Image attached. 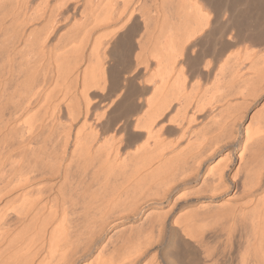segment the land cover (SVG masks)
I'll use <instances>...</instances> for the list:
<instances>
[{
    "label": "bare ground",
    "instance_id": "1",
    "mask_svg": "<svg viewBox=\"0 0 264 264\" xmlns=\"http://www.w3.org/2000/svg\"><path fill=\"white\" fill-rule=\"evenodd\" d=\"M253 1L0 0V264H264Z\"/></svg>",
    "mask_w": 264,
    "mask_h": 264
},
{
    "label": "snow or ice",
    "instance_id": "2",
    "mask_svg": "<svg viewBox=\"0 0 264 264\" xmlns=\"http://www.w3.org/2000/svg\"><path fill=\"white\" fill-rule=\"evenodd\" d=\"M205 2H207V0H205ZM204 15H205V19L206 20L212 19V17L208 16L207 13H204ZM226 28H227L226 23H222L220 25V27L217 29V32L219 33V35L217 36L216 34H213L211 38L212 39L232 40L234 37L232 35H229V31H231V29L228 28L227 30H225ZM198 58H200L199 51L194 52L192 54V60H193V62H195ZM121 67L123 68V72H121L119 74V78H124V75H123L124 72L128 73L129 76L132 75V69H131V67H126L124 65H121ZM127 83L131 86L132 83H133V81L129 80V81H127ZM116 93H119L120 96L117 98V101L114 102V103H118L119 99L122 98L124 95L127 94V89H125L124 92H121V85L119 83H117L116 92L114 93V95H116ZM117 119H120V117H118ZM189 239H191V238H189ZM178 264H203V262L202 261L197 262L195 260H193V261H179Z\"/></svg>",
    "mask_w": 264,
    "mask_h": 264
},
{
    "label": "rangeland",
    "instance_id": "3",
    "mask_svg": "<svg viewBox=\"0 0 264 264\" xmlns=\"http://www.w3.org/2000/svg\"><path fill=\"white\" fill-rule=\"evenodd\" d=\"M254 2L257 3L256 0H254L253 3H254ZM253 3H252L253 6H256V5H257L256 3H255L256 5L253 4ZM254 8H255V10H253V11H257V8H256V7H254ZM253 11H252V13H254L255 15H254V14H253V15L251 14L250 16H247V15H249V14H247V15L245 14L246 16L243 15V16L247 19V20L245 19L247 22H246L245 20H243V18H242L243 16H241V17L238 16L237 19L241 20V21H239V23L237 22L238 25L241 24V25H239L240 28L243 29V28L247 27V25H248V23H249L250 25H251V24L254 25V27H253V25H252V28L257 29L258 24H259L258 22L260 21V19H259L258 15L256 14L257 12L255 13V12H253ZM239 17H240V18H239ZM247 17H248V18H247ZM249 17H250V19H249ZM241 18H242V19H241ZM256 19H257V20H256ZM242 20H243L245 23H242ZM237 21H238V20H237ZM251 21H253V22H251ZM246 23H247V25H246ZM257 23H258V24H257ZM242 24H245V26L242 25ZM250 25H249V26H250ZM255 25H256V26H255ZM242 26H243V27H242ZM134 30H135V29H133L132 32H131V30L129 31L130 33L126 35L125 40L128 39V41H129V39H130V41H131V39L133 40V36H134V35H135L134 37L137 38V36H136L137 34H140V35L143 34V30H142V29H140V31H137V29H136V31H134ZM133 32H134V33H133ZM141 32H142V33H141ZM131 33H132V34H131ZM133 34H134V35H133ZM127 36H129V37H127ZM136 38H134V39H136ZM125 40H124L123 42H120V43L118 44V46L114 47L116 51L119 50L122 46H125V45H122L121 47L119 46V45H121V43H122V44H123V43L126 44V43H125ZM126 42H127V41H126ZM118 47H119V48H118ZM115 50H114V51H115ZM119 51H120V50H119ZM119 51H117V52L114 53V56H115V57H114V61H113V62H114V63H113L114 69L120 67V64H118V62H119V63L124 62V61H122V60L119 58ZM116 53H118V54H117L118 57L116 56ZM131 56H132V55H131ZM116 57H117L119 60H121V62H120ZM128 57H130V56H128ZM128 57H127V58L125 57V62H124V64H127V65H128V62L126 61V60H129ZM115 58H116V59H115ZM123 58H124V57H123ZM123 60H124V59H123ZM115 62H116V63H115ZM117 64H118V65H117ZM127 65H126V66H127ZM116 66H117V67H116ZM127 67H128V66H127ZM129 96H130V95H129ZM231 249H232V253H233L234 250L236 249V244H235V243L232 244Z\"/></svg>",
    "mask_w": 264,
    "mask_h": 264
}]
</instances>
